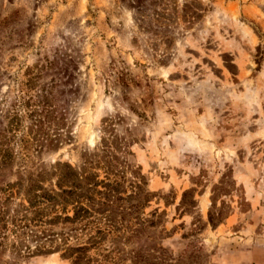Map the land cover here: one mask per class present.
<instances>
[{
  "label": "rangeland",
  "instance_id": "374dc122",
  "mask_svg": "<svg viewBox=\"0 0 264 264\" xmlns=\"http://www.w3.org/2000/svg\"><path fill=\"white\" fill-rule=\"evenodd\" d=\"M68 172L111 264H264V0H0V264H75L22 228Z\"/></svg>",
  "mask_w": 264,
  "mask_h": 264
},
{
  "label": "trees",
  "instance_id": "16d2710c",
  "mask_svg": "<svg viewBox=\"0 0 264 264\" xmlns=\"http://www.w3.org/2000/svg\"><path fill=\"white\" fill-rule=\"evenodd\" d=\"M75 174L71 172L65 173L57 182L58 188H48L43 186L44 181L42 177L31 180L30 187L28 188V203L29 207L26 208L29 219L26 217L22 221L25 222L23 229L28 230L32 242L35 244L34 247H27L25 253L28 255H46L54 252L63 251L64 256L74 260L75 264H111L112 259L123 260L119 257L117 249L109 251L104 248V243L107 238L113 234L117 238L119 235L118 230H123L124 227L120 223L110 222L108 218L107 210L94 212L101 216L98 221H90L92 213L89 208L85 206L86 201L89 199L86 197L83 202L77 201L78 195L75 192ZM42 184V185H41ZM3 189H0V193ZM10 190V188L8 189ZM10 191H7L8 194ZM1 195V194H0ZM7 199H3L0 196V224H6V206ZM78 204V205H77ZM73 215H70V212ZM84 213V214H83ZM87 220V221H85ZM16 221V220H15ZM85 224L80 228L82 232L90 230V233L86 234L88 240L81 242L78 237L85 236L83 234H77L78 229L76 223ZM18 222V221H16ZM15 222V232L19 229L18 223ZM67 224L75 225L69 231L60 230L57 232L53 229L56 225ZM18 225V226H17ZM52 226V227H48ZM135 225L125 227V229L132 231L133 233H139L140 230L135 228ZM109 229L110 231H107ZM124 229V230H125ZM72 233H75L77 243L72 246L69 245V241ZM26 233H23L25 235ZM134 236V235H133ZM74 237V235L72 236ZM61 241L63 244L56 246L47 245L53 243V241ZM81 242V243H80ZM117 251V257L115 252ZM113 256V257H112ZM102 259H99V258ZM119 263V262H118ZM116 263V264H118ZM124 264V263H122ZM135 264H138L136 262ZM144 264H154L152 262H145Z\"/></svg>",
  "mask_w": 264,
  "mask_h": 264
}]
</instances>
